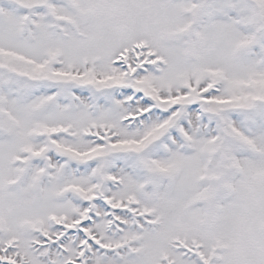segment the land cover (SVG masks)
I'll list each match as a JSON object with an SVG mask.
<instances>
[{
	"label": "snow or ice",
	"instance_id": "1",
	"mask_svg": "<svg viewBox=\"0 0 264 264\" xmlns=\"http://www.w3.org/2000/svg\"><path fill=\"white\" fill-rule=\"evenodd\" d=\"M0 264H264V0H0Z\"/></svg>",
	"mask_w": 264,
	"mask_h": 264
}]
</instances>
